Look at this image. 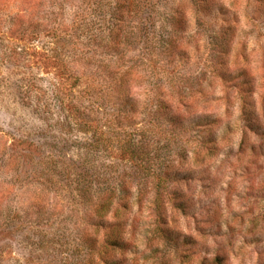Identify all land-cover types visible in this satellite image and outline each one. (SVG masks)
<instances>
[{"label": "rangeland", "instance_id": "obj_1", "mask_svg": "<svg viewBox=\"0 0 264 264\" xmlns=\"http://www.w3.org/2000/svg\"><path fill=\"white\" fill-rule=\"evenodd\" d=\"M0 264H264V0H0Z\"/></svg>", "mask_w": 264, "mask_h": 264}, {"label": "trees", "instance_id": "obj_2", "mask_svg": "<svg viewBox=\"0 0 264 264\" xmlns=\"http://www.w3.org/2000/svg\"><path fill=\"white\" fill-rule=\"evenodd\" d=\"M218 260V259H217Z\"/></svg>", "mask_w": 264, "mask_h": 264}]
</instances>
